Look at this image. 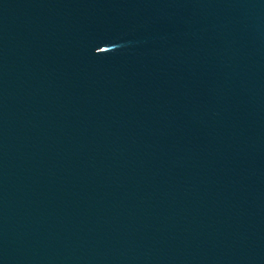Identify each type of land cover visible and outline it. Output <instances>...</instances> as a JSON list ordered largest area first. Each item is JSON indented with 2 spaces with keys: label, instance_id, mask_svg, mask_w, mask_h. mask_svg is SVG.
Listing matches in <instances>:
<instances>
[{
  "label": "water",
  "instance_id": "obj_1",
  "mask_svg": "<svg viewBox=\"0 0 264 264\" xmlns=\"http://www.w3.org/2000/svg\"><path fill=\"white\" fill-rule=\"evenodd\" d=\"M0 264H264V0H0Z\"/></svg>",
  "mask_w": 264,
  "mask_h": 264
}]
</instances>
